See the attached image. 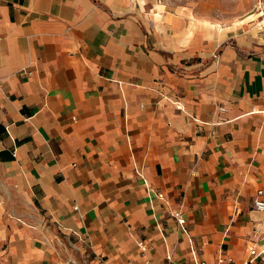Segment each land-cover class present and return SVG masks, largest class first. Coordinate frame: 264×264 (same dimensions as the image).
Returning a JSON list of instances; mask_svg holds the SVG:
<instances>
[{
	"label": "crops",
	"instance_id": "0c3cea01",
	"mask_svg": "<svg viewBox=\"0 0 264 264\" xmlns=\"http://www.w3.org/2000/svg\"><path fill=\"white\" fill-rule=\"evenodd\" d=\"M144 1L0 0V264H264V43Z\"/></svg>",
	"mask_w": 264,
	"mask_h": 264
},
{
	"label": "rangeland",
	"instance_id": "374dc122",
	"mask_svg": "<svg viewBox=\"0 0 264 264\" xmlns=\"http://www.w3.org/2000/svg\"><path fill=\"white\" fill-rule=\"evenodd\" d=\"M136 1L142 3V0ZM153 1L154 4L161 3L167 8H176L185 17L205 19L208 23L221 24L225 27L238 25L241 29L244 28L250 39L255 40V44L264 43V31L256 34V24L264 19V14L245 24L239 23L240 19L248 14L258 12L259 7L264 12V0H145L144 2L151 6ZM59 250L62 264H84L82 256L71 257L62 241H59Z\"/></svg>",
	"mask_w": 264,
	"mask_h": 264
},
{
	"label": "built area",
	"instance_id": "2783aa9c",
	"mask_svg": "<svg viewBox=\"0 0 264 264\" xmlns=\"http://www.w3.org/2000/svg\"><path fill=\"white\" fill-rule=\"evenodd\" d=\"M262 193H263L262 190H258L257 191V196L253 199V202H252L253 208H255L256 210H259V211H264V199L261 198ZM158 196L160 198H162L163 197V193L159 192ZM171 214L177 220V222L179 224H184L185 223L186 220H185V217L183 216V212H182L181 209H179V208L178 209H174ZM261 251H264V249L261 250ZM258 254L259 253L256 251L255 248H251L250 249V255L252 256L251 258H253V259L256 258L258 256ZM224 262H225V258L218 257L213 262H208L206 260L201 259V260H198L195 264H224ZM163 264H175V263H174L173 259L171 258V256L169 255V256L166 257V260H165V262Z\"/></svg>",
	"mask_w": 264,
	"mask_h": 264
},
{
	"label": "bare ground",
	"instance_id": "6f19581e",
	"mask_svg": "<svg viewBox=\"0 0 264 264\" xmlns=\"http://www.w3.org/2000/svg\"><path fill=\"white\" fill-rule=\"evenodd\" d=\"M261 4V3H260ZM163 5H158L157 8L159 10H162L163 9ZM260 8V7H259ZM258 8V12H253V13H250L248 14L247 16H245L244 18L240 19L239 23L240 24H245L247 22H250L252 20H255L257 17L261 16L264 14V12L262 10H260ZM218 25H221V24H218ZM221 27V26H219ZM256 28H257V31H256V34L259 32V31H264V19L259 21L257 24H256Z\"/></svg>",
	"mask_w": 264,
	"mask_h": 264
}]
</instances>
